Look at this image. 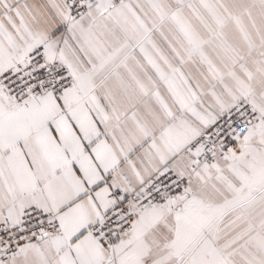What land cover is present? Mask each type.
I'll use <instances>...</instances> for the list:
<instances>
[{
	"label": "snow or ice",
	"instance_id": "snow-or-ice-1",
	"mask_svg": "<svg viewBox=\"0 0 264 264\" xmlns=\"http://www.w3.org/2000/svg\"><path fill=\"white\" fill-rule=\"evenodd\" d=\"M0 264H264V0H0Z\"/></svg>",
	"mask_w": 264,
	"mask_h": 264
}]
</instances>
